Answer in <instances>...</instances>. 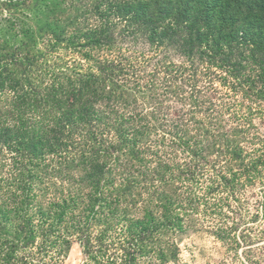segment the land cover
<instances>
[{
	"label": "rangeland",
	"instance_id": "rangeland-1",
	"mask_svg": "<svg viewBox=\"0 0 264 264\" xmlns=\"http://www.w3.org/2000/svg\"><path fill=\"white\" fill-rule=\"evenodd\" d=\"M19 95L0 264H264V0H0V122Z\"/></svg>",
	"mask_w": 264,
	"mask_h": 264
},
{
	"label": "trees",
	"instance_id": "trees-1",
	"mask_svg": "<svg viewBox=\"0 0 264 264\" xmlns=\"http://www.w3.org/2000/svg\"><path fill=\"white\" fill-rule=\"evenodd\" d=\"M48 98L56 99L52 95H49ZM21 101L25 102L24 98L21 95H19L17 97V101H16L17 105L15 107V110L19 111L20 113L13 114V116L12 115L10 116L13 118V121H15V125L14 124L7 125V124H4L3 122H0V140L2 139L4 145L7 144L11 151H16L20 154L23 152H31L32 154L36 153L34 154L36 156L37 150H35V148L31 145L33 143L32 137H31L33 133V129L30 130L27 125V115H28L27 113H29L32 110H28L26 113L25 112L26 110L24 109V107L22 108L19 105L21 104ZM56 101L58 100H55V101L52 100V104L50 103V105H54ZM44 119L45 120L43 123H45L46 125H47V122L54 123L56 125L59 124L57 120H53L51 122V119H48L45 117ZM49 128L52 129V126H49ZM49 131L51 132V130ZM37 134L40 136L39 133ZM43 137L47 139L45 135H43ZM19 144L22 145L23 148H20L19 150H17L16 148L17 146H13V145H19ZM9 145H12V146H9ZM63 155L64 154L62 153V156ZM20 195H21V192L18 191L16 194L12 195V196H17V197L8 199V204H4L2 207H0V234L6 232V229L8 227H11V226L18 227V233L15 235V238L13 240L14 242L11 243L12 249L18 246L26 245L28 240L30 238H34L35 236L34 235L35 229L32 227L33 222H31L28 218V212L30 211H28L27 210L28 208H26L27 203L29 204V197L31 196L28 193L23 192L21 199H19ZM53 208L55 210L58 208V206L55 205V207ZM58 212H59L58 217L61 218L62 216L61 213L63 214V212L60 211V209L58 210ZM52 216H54V213L51 211H47L44 214L41 213L40 214L41 220L39 223L40 225L38 226L41 227L42 229H44L47 226L51 227ZM15 219L17 220V223H15L14 221ZM18 220L23 221L28 226V228H25L22 225L19 226ZM43 237H50V236L49 234L44 233ZM61 238H63V236ZM67 238H69V236H67L65 240H63V242L66 241Z\"/></svg>",
	"mask_w": 264,
	"mask_h": 264
}]
</instances>
